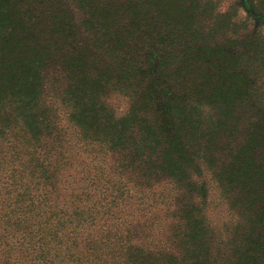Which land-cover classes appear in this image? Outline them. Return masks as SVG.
<instances>
[{
    "label": "trees",
    "instance_id": "trees-1",
    "mask_svg": "<svg viewBox=\"0 0 264 264\" xmlns=\"http://www.w3.org/2000/svg\"><path fill=\"white\" fill-rule=\"evenodd\" d=\"M241 4L0 0V264H264V0Z\"/></svg>",
    "mask_w": 264,
    "mask_h": 264
},
{
    "label": "rangeland",
    "instance_id": "rangeland-1",
    "mask_svg": "<svg viewBox=\"0 0 264 264\" xmlns=\"http://www.w3.org/2000/svg\"><path fill=\"white\" fill-rule=\"evenodd\" d=\"M216 2V7L219 12H225L227 10H237L238 16H240L241 19L246 18V12L243 8L242 0H214ZM237 5L238 7L234 8L233 6ZM249 25H251V20H249ZM251 27V26H250ZM263 87H264V79H263ZM216 208L210 209L208 211V217L210 220V223H212L213 227L217 229H221L224 224L229 222V219L232 217V215H229L228 208L224 202L218 201L215 202Z\"/></svg>",
    "mask_w": 264,
    "mask_h": 264
}]
</instances>
